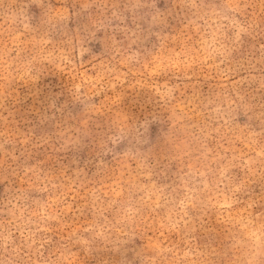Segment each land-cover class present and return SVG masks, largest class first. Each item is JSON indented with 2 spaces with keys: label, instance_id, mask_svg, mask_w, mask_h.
<instances>
[{
  "label": "rangeland",
  "instance_id": "1",
  "mask_svg": "<svg viewBox=\"0 0 264 264\" xmlns=\"http://www.w3.org/2000/svg\"><path fill=\"white\" fill-rule=\"evenodd\" d=\"M0 264H264V0H0Z\"/></svg>",
  "mask_w": 264,
  "mask_h": 264
}]
</instances>
